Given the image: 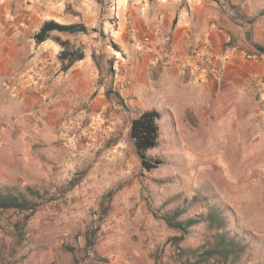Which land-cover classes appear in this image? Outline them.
Wrapping results in <instances>:
<instances>
[{
    "label": "rangeland",
    "instance_id": "374dc122",
    "mask_svg": "<svg viewBox=\"0 0 264 264\" xmlns=\"http://www.w3.org/2000/svg\"><path fill=\"white\" fill-rule=\"evenodd\" d=\"M212 1L197 23L173 12L188 0H0V185L39 203L0 210V264H199L211 221L182 235L161 218L174 208L219 209L246 245L235 264H264V52L250 44L264 47V0ZM48 19L88 29L51 33L84 50L67 70L53 38H33ZM165 52L207 76L162 93ZM136 108L162 113L151 171L128 136Z\"/></svg>",
    "mask_w": 264,
    "mask_h": 264
},
{
    "label": "trees",
    "instance_id": "16d2710c",
    "mask_svg": "<svg viewBox=\"0 0 264 264\" xmlns=\"http://www.w3.org/2000/svg\"><path fill=\"white\" fill-rule=\"evenodd\" d=\"M219 5L221 3H218ZM87 27L82 23H60L53 19L43 21L39 29L33 35L36 42L40 43L48 38L58 43L61 47L58 59L62 70L69 69L74 62L84 57V50L80 45L71 43L69 39H61L58 36L51 37L52 32L76 33L87 32ZM250 44L259 52H264L263 45L250 41ZM93 57V54H92ZM98 70L99 63H96ZM135 117L130 120L128 136L131 140L135 154L138 158L139 166L142 171H151L163 164V159L159 154L153 152L161 140L159 119L162 113L156 108H136ZM38 192L31 187H26V191H15L8 186L0 185V210H32L39 203L35 195ZM181 210L174 208L162 213L161 218L170 226L180 230L182 235L190 232L189 227L205 218L211 221L208 226L214 229L212 241L206 245H200L193 249V255L199 264H211L210 259L221 256L225 262L230 259L231 264L240 260L245 246L235 236L229 235L227 230H223L224 218L219 209H212L206 215L189 216L184 219H177Z\"/></svg>",
    "mask_w": 264,
    "mask_h": 264
},
{
    "label": "crops",
    "instance_id": "0c3cea01",
    "mask_svg": "<svg viewBox=\"0 0 264 264\" xmlns=\"http://www.w3.org/2000/svg\"><path fill=\"white\" fill-rule=\"evenodd\" d=\"M189 4L184 6L176 5L174 8V14L179 9V16H184L186 19L190 21H196L197 23H209L215 15L212 14L213 4L212 0H188ZM169 4H172L170 2ZM167 9H169V5H163ZM186 14V15H185ZM224 18V14H220ZM183 62L182 56H177L176 59H171L170 65H164L162 67V93L165 91L171 92V88L173 86L182 85L184 81L187 83H194L191 80H187L188 78H195L197 75L196 70L190 72H183L180 68V64Z\"/></svg>",
    "mask_w": 264,
    "mask_h": 264
},
{
    "label": "built area",
    "instance_id": "2783aa9c",
    "mask_svg": "<svg viewBox=\"0 0 264 264\" xmlns=\"http://www.w3.org/2000/svg\"><path fill=\"white\" fill-rule=\"evenodd\" d=\"M145 42H147L149 45H151L152 47H156L159 43H158V41H156V40H154V39H150L149 37H144V39H143ZM173 55V53H167V52H165L164 54H163V56H162V59H163V61H164V65H170V59L173 57L172 56ZM172 56V57H171ZM205 57V59H208V56L207 55H205L204 56ZM200 63H203V64H199L198 65V68L196 69V68H191L190 69V66L189 65H186L185 64V61H183L181 64H180V68L182 69V70H190V71H193V70H197V71H199L198 73H199V75L200 76H202L203 78H205L206 76H207V73H208V66H207V63L206 62H204V61H201ZM195 66H197V65H195ZM116 86V81L114 80L113 81V88ZM107 118H105V120H106ZM111 154V151L110 150H106V151H104V155L106 156V157H108L109 155Z\"/></svg>",
    "mask_w": 264,
    "mask_h": 264
}]
</instances>
